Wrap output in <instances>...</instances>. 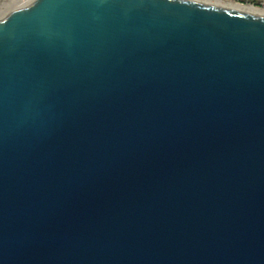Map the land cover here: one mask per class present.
Segmentation results:
<instances>
[{"label":"water","instance_id":"water-1","mask_svg":"<svg viewBox=\"0 0 264 264\" xmlns=\"http://www.w3.org/2000/svg\"><path fill=\"white\" fill-rule=\"evenodd\" d=\"M0 264H264V15L0 17Z\"/></svg>","mask_w":264,"mask_h":264},{"label":"bare ground","instance_id":"bare-ground-1","mask_svg":"<svg viewBox=\"0 0 264 264\" xmlns=\"http://www.w3.org/2000/svg\"><path fill=\"white\" fill-rule=\"evenodd\" d=\"M31 1L32 0H3L2 3H4V5H7V4H10V5L5 7V10L3 11L4 13L1 16L6 15L9 11L13 10L14 8L26 5ZM197 1L208 2V3L220 5V6L227 7V8L241 9V10H245L248 12H253V13L264 15V9L262 7L256 6L250 3L241 4V3H236L230 0H197Z\"/></svg>","mask_w":264,"mask_h":264},{"label":"rangeland","instance_id":"rangeland-1","mask_svg":"<svg viewBox=\"0 0 264 264\" xmlns=\"http://www.w3.org/2000/svg\"><path fill=\"white\" fill-rule=\"evenodd\" d=\"M2 1L3 0H0V17H3V16H1L4 12V10H5V7H7L8 5H10V4H7V5H4V3H2ZM247 2H249V3H253L252 1H250V0H248V1H245L244 3H247ZM261 0H257V2L256 3H253L254 5H256V6H262L261 4ZM2 5V6H1Z\"/></svg>","mask_w":264,"mask_h":264},{"label":"built area","instance_id":"built-area-1","mask_svg":"<svg viewBox=\"0 0 264 264\" xmlns=\"http://www.w3.org/2000/svg\"><path fill=\"white\" fill-rule=\"evenodd\" d=\"M33 1V0H32ZM31 1V2H32ZM230 1H233V2H236V3H241V4H244V0H230ZM31 2H29V3H31ZM28 3V4H29ZM247 3H249V2H247ZM250 4H253V3H250ZM262 6H260V7H262L263 9H264V0H261V3H260ZM27 5V4H26ZM23 6H25V5H23ZM19 7H21V6H19Z\"/></svg>","mask_w":264,"mask_h":264},{"label":"trees","instance_id":"trees-1","mask_svg":"<svg viewBox=\"0 0 264 264\" xmlns=\"http://www.w3.org/2000/svg\"><path fill=\"white\" fill-rule=\"evenodd\" d=\"M244 1H248V0H244ZM250 1H252L253 3H256L257 2V0H250Z\"/></svg>","mask_w":264,"mask_h":264}]
</instances>
